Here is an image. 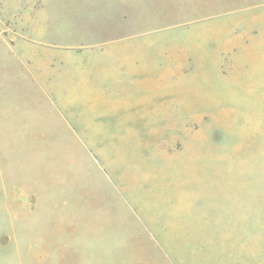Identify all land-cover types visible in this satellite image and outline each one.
<instances>
[{
	"label": "rangeland",
	"instance_id": "374dc122",
	"mask_svg": "<svg viewBox=\"0 0 264 264\" xmlns=\"http://www.w3.org/2000/svg\"><path fill=\"white\" fill-rule=\"evenodd\" d=\"M210 1L156 0L203 19L172 82L48 95L89 86L0 46V264H264V4Z\"/></svg>",
	"mask_w": 264,
	"mask_h": 264
},
{
	"label": "crops",
	"instance_id": "0c3cea01",
	"mask_svg": "<svg viewBox=\"0 0 264 264\" xmlns=\"http://www.w3.org/2000/svg\"><path fill=\"white\" fill-rule=\"evenodd\" d=\"M210 3L264 4V0ZM158 6L156 0H1L0 22L5 28L0 31V46L6 51L18 50L30 63L36 61L38 78L47 85L56 86L65 74L68 85L89 86L83 91L49 87L48 95L90 96L104 93L106 88L101 87L104 84L180 80L187 74L181 68L198 64L193 52L206 47L200 31L195 30L203 19L189 17L184 23L157 25L158 21L175 19L166 15V8ZM182 33L189 38L187 42L178 39ZM155 37L169 39L176 55H168L163 49L159 52ZM172 99L171 94H164L151 104L138 101L130 107L148 106L151 110Z\"/></svg>",
	"mask_w": 264,
	"mask_h": 264
}]
</instances>
